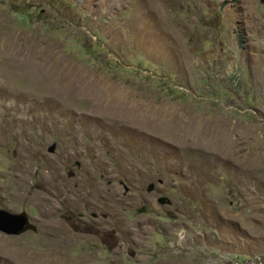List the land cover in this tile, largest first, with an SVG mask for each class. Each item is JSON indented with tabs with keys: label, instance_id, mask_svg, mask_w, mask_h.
I'll list each match as a JSON object with an SVG mask.
<instances>
[{
	"label": "rangeland",
	"instance_id": "1",
	"mask_svg": "<svg viewBox=\"0 0 264 264\" xmlns=\"http://www.w3.org/2000/svg\"><path fill=\"white\" fill-rule=\"evenodd\" d=\"M0 209V264H264V1L0 0Z\"/></svg>",
	"mask_w": 264,
	"mask_h": 264
},
{
	"label": "water",
	"instance_id": "2",
	"mask_svg": "<svg viewBox=\"0 0 264 264\" xmlns=\"http://www.w3.org/2000/svg\"><path fill=\"white\" fill-rule=\"evenodd\" d=\"M264 1V0H261ZM55 151V145L52 144L48 148L49 153ZM153 185L148 186V191H152ZM158 202L161 205L170 204L166 198H159ZM36 228L30 223L25 212L11 213L4 209H0V232L8 236H18L27 231H35Z\"/></svg>",
	"mask_w": 264,
	"mask_h": 264
}]
</instances>
